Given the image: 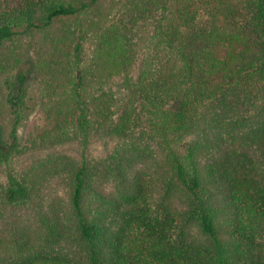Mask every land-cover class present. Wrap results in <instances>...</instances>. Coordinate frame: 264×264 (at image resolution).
<instances>
[{
    "label": "trees",
    "instance_id": "trees-1",
    "mask_svg": "<svg viewBox=\"0 0 264 264\" xmlns=\"http://www.w3.org/2000/svg\"><path fill=\"white\" fill-rule=\"evenodd\" d=\"M127 12L152 28L142 67L117 100L106 81L125 67L124 47L103 41L100 85L84 64L88 29L49 35L89 13L112 20ZM200 16L206 29H198ZM39 34L52 41L32 63L49 128L20 140L27 77L19 75L0 168L6 203L28 204L30 214L0 240V264H264V143L248 186L236 167H223L226 157L206 165L196 145H179L227 95L264 103V0H0L1 74L29 59L18 43ZM136 133L160 140L161 190H150L130 149L107 156L101 171L92 166L93 139ZM62 144L77 154L61 181L63 206L21 164L31 151Z\"/></svg>",
    "mask_w": 264,
    "mask_h": 264
},
{
    "label": "rangeland",
    "instance_id": "rangeland-1",
    "mask_svg": "<svg viewBox=\"0 0 264 264\" xmlns=\"http://www.w3.org/2000/svg\"><path fill=\"white\" fill-rule=\"evenodd\" d=\"M108 19H104L98 13H89L88 16L83 15L79 18L80 24L78 25L68 21L62 26L52 29L49 37L52 41L55 40L56 37L64 34L69 25L75 27L76 33L81 31V28L88 29L89 38L83 44L84 64L92 71L94 80L100 85L106 81L101 71L102 63L100 61L101 48L104 47L103 41L108 39L114 42L111 49L114 46L124 47V57L120 59H123L125 67L119 70L118 75L106 81L110 94H113V97L118 100L123 96L121 93L125 81L127 79L135 80L142 67L143 51L149 41L152 27L149 20L135 12H127L118 15L115 19ZM91 23L99 27L97 31L89 28ZM207 25L206 17L200 16L198 29H206ZM47 40L50 39H44L40 34L22 40L18 44L29 53V59H26L20 68L8 75L0 73V149L3 144L8 142V134L13 123L9 101L17 92L19 86L17 77L19 75L24 74L27 77L24 86L27 110L25 119L18 130L20 140L28 139L49 128L38 104L40 85L32 67V63L35 64V51L52 45V41L51 43L49 41L50 45L47 46ZM216 105L218 106L209 107L204 115V121L200 122L198 127L179 136L181 137L179 145H196L202 152L206 165L212 166L218 162L217 157H226L223 167L230 171L232 166L236 167L237 172H242L239 180L248 186L257 178L254 176L253 170L259 164L261 151L259 141L264 143L263 100L259 97L245 100L234 95H227L224 102ZM210 109L212 110L210 111ZM159 144V139L147 136L139 138L138 133L118 141L97 138L93 139L90 144V160L92 166L101 171L106 164L107 156L113 155L122 158L124 150L130 149L136 154L133 155L137 161L135 169L143 175L144 179L150 181V190L152 191L153 188L161 190V183L165 179V168L162 165ZM76 159L74 145L62 144L31 151L21 159V164L25 163L23 166L28 170H35L31 177L44 183L46 192L53 191L61 199L59 205L63 206L64 196L61 189L65 187L63 183L70 164ZM6 169L5 167L0 168V240L3 242L10 230L18 225L26 224L30 214L28 204L23 205L22 202H19L18 205H9L6 203L4 199L7 186Z\"/></svg>",
    "mask_w": 264,
    "mask_h": 264
}]
</instances>
